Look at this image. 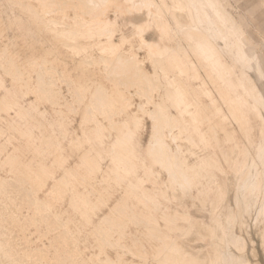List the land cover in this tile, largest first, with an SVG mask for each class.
I'll use <instances>...</instances> for the list:
<instances>
[{
  "label": "rangeland",
  "instance_id": "374dc122",
  "mask_svg": "<svg viewBox=\"0 0 264 264\" xmlns=\"http://www.w3.org/2000/svg\"><path fill=\"white\" fill-rule=\"evenodd\" d=\"M46 1L0 0V264H160L172 242L179 264H264V0ZM153 118L185 180L150 153Z\"/></svg>",
  "mask_w": 264,
  "mask_h": 264
},
{
  "label": "crops",
  "instance_id": "0c3cea01",
  "mask_svg": "<svg viewBox=\"0 0 264 264\" xmlns=\"http://www.w3.org/2000/svg\"><path fill=\"white\" fill-rule=\"evenodd\" d=\"M90 16V15H89ZM91 18H95L94 16H90ZM85 22V20H82V24ZM207 29H208V36H206V37H203L201 40H200V44H207V43H209L210 42V38H214V37H218V38H222V34H225V31H224V29L222 28V27H220V26H218V27H216V28H213V27H207ZM224 40V39H223ZM240 49V51H242V54H245V52L243 51V49L241 48V47H239ZM118 54V53H117ZM116 54V55H117ZM105 55H109V54H105ZM109 56H112V55H109ZM135 70V72H133V74H132V76L133 77H137L138 76V74H139V76H140V73H145L146 74V78L148 79V77H150L149 76V74H147L146 73V71L144 70V68H142V66H140L139 65V67L137 68V69H134ZM121 77V76H120ZM119 77V78H120ZM141 78H143V76H141ZM151 78V77H150ZM146 88V87H145ZM144 88V89H145ZM44 89H46L47 90V92H48V95H49V88L48 87H44ZM100 89H104V86H101L100 88H99V91H100ZM141 93H144L143 92V89H141ZM153 93L154 92H150V95H152V97H148V98H146L145 100H146V105H148L149 104V102H150V99L152 98V100H154L153 99ZM50 96V95H49ZM109 96V95H108ZM109 97H112V96H109ZM156 104H160V103H157V102H155ZM151 106H153L154 107V110H155V108L156 109H158V110H160V109H162V107H159L158 105L157 106H155V104H150ZM160 106H161V104H160ZM156 115V114H155ZM173 117H176V116H171V117H169V118H165V120H164V124L170 119H172ZM139 122H140V120H139V118L136 116V117H134V126H131V125H129V123L128 122H124L123 123V125H122V128H123V132H122V135L121 136H119L118 137V139H117V141H124V140H127V138H130L131 136H133L135 133H136V130L138 129V126H139ZM153 122H154V134H153V136H152V141L150 142V145H149V151H150V153L152 154V156L153 155H156L157 156V159H160V156H161V154H162V147L161 146H159L158 145V142H156L155 141V135H156V133L158 132V130H160V128H159V124H160V121L157 119V120H155L154 121V119H153ZM163 128V127H162ZM161 128V129H162ZM86 161H88L89 163L91 162L90 160H87V159H85ZM171 164V165H170ZM168 166H169V170L172 172V177L174 178V179H176V176H178V180H179V178H182V179H184L185 180V177H186V175H187V170H185L186 172H180V171H178L179 169L177 168V167H175V166H173V161H169V163H168ZM43 170H46V168H44ZM183 175V176H182ZM12 180V181H14V178H3L1 181H0V185H1V183L2 184H4V181L5 180ZM61 181V180H60ZM258 182H254V183H252L251 184V187L254 189V185H256ZM57 186V185H56ZM261 186L262 185H259V189L261 188ZM255 190V189H254ZM263 212L264 211V204H262L261 205V210H260V212ZM111 223V218H110V216L109 215H105L104 217H103V219H102V222L99 224V226H97V230L99 231V232H102L103 230H105V228L108 226V224H110ZM226 243L227 244H229V243H233V244H235V245H238V244H241L243 241H244V237L242 236V235H238V234H235L234 235V237H233V239L232 238H227L226 240ZM175 248H176V250H175ZM179 246L175 243V242H172V243H165V244H163L162 246H160V248H159V252H158V254H157V261L160 263V260H161V257L163 256V255H168V254H170V255H173V254H176V253H178L179 252ZM174 251V252H173ZM221 252H222V254L225 256L226 254V250L225 249H221ZM235 257H237V258H235ZM245 262H246V260H245ZM238 263V256H234V257H232V259H231V261H230V263L229 264H237ZM145 264H147V263H145ZM161 264V263H160Z\"/></svg>",
  "mask_w": 264,
  "mask_h": 264
},
{
  "label": "bare ground",
  "instance_id": "6f19581e",
  "mask_svg": "<svg viewBox=\"0 0 264 264\" xmlns=\"http://www.w3.org/2000/svg\"><path fill=\"white\" fill-rule=\"evenodd\" d=\"M54 1V2H53ZM53 1H51L52 3H51V5L53 4V5H57V6H59V8H70V7H76V6H85V5H87L88 3L87 2H89L90 0H79V2H78V4L74 1V0H53ZM97 1H100V0H94V3L92 4V6H91V9L92 10H95L94 9V7L96 6V3H97ZM101 1H103V0H101ZM100 1V2H101ZM105 1V0H104ZM103 1V2H104ZM107 1V0H106ZM147 1V0H146ZM149 1V0H148ZM62 2V3H61ZM99 2V3H100ZM63 4H65V5H63ZM98 4V3H97ZM146 4V3H145ZM148 4V3H147ZM149 4H151V3H149ZM148 4V6H150ZM48 5V3H47V1L46 0H43V3H42V6H47ZM101 5V4H100ZM103 6H104V4H102ZM102 5H101V7H102ZM155 5V4H154ZM97 6H99V4L97 5ZM96 6V7H97ZM143 6H145L144 4H143ZM147 6V7H148ZM101 7H97V8H100V10H101ZM101 18V17H100ZM108 22V21H107ZM104 25V24H103ZM68 35H71V34H69L68 33ZM73 35V34H72ZM117 49V48H116ZM115 49V50H116ZM118 52L117 51H115L113 54H112V56H109L110 57V60L112 59L111 57H115L116 56V54H117ZM122 55L120 54V57H121ZM120 57H116V58H119V59H117L116 60V58L115 59H113L112 61H120ZM123 57H125V56H123ZM126 58V57H125ZM109 59V58H108ZM107 59V60H108ZM121 59H122V57H121ZM124 59V58H123ZM125 61H126V59H124ZM122 62H123V60H122ZM128 62V61H127ZM124 63V62H123ZM133 66V65H132ZM122 78V77H121ZM228 82H231L230 80L228 81ZM154 86H156V83H152ZM100 91L102 92H100V95H101V100L104 102V104L106 103V104H113L114 103V101H115V98L112 96V97H109L108 95H107V93L105 94V90L104 89H100ZM99 95V96H100ZM103 95V96H102ZM98 96V97H99ZM99 99V98H98ZM102 101H100V99H99V102H102ZM149 103H153V104H155V106H159V107H161L160 106V104H156L155 103V101L154 100H152V98L150 99V102ZM154 118L156 117V115H154L153 116ZM183 117V116H182ZM153 118V119H154ZM187 119V118H186ZM190 119V118H189ZM184 121H185V119H183ZM154 121H155V119H154ZM184 121H183V123H184ZM178 122H179V120H178V117H173L171 120L169 119L165 124H164V127L162 128V130L164 129H166V128H172V127H176V125L178 124ZM186 122V121H185ZM178 127V126H177ZM185 127V129H186V126H184ZM184 127H183V129H184ZM180 129H182L181 127H180ZM182 129V130H183ZM181 130V131H182ZM158 133V132H157ZM159 134V133H158ZM163 131H162V133L161 134H159L160 135V137H158L159 139H158V145L159 146H161L162 147V154H161V156H160V159H157V156L156 155H153V157L156 159V160H158L159 162H162V163H167V165H168V163H169V158H170V156L171 155H175V153H174V150L169 146V145H166L165 143H163ZM180 134V133H179ZM184 162V161H183ZM176 179H178V176H176ZM176 179H175V181H176ZM11 180H5V182H10ZM6 184V183H5ZM259 183H257L256 185H254V189L255 190H259ZM45 208H46V206H45ZM41 209H43V208H41ZM40 208H35L33 211V213H35V214H42V212H40V210H41ZM32 212V211H31ZM47 213H51L52 214V212H47ZM34 214V215H35ZM12 216V215H11ZM10 216V217H11ZM47 216V215H46ZM49 216H50V214H49ZM21 217V216H20ZM20 217H18V216H16V215H13L12 216V220L14 221V223H16V225H17V223H19V222H21V218ZM51 217H53V216H51ZM54 218V217H53ZM54 220H55V218H54ZM69 228V227H68ZM65 231L66 230H68V229H64ZM66 232H69V230L68 231H66ZM67 234H69V233H67ZM71 234V233H70ZM69 236V235H68ZM64 239H65V237H64ZM72 240H71V238H66L65 240H64V244L63 245H66L67 246V244L69 243V242H71ZM134 246V245H133ZM136 246V245H135ZM6 247V248H5ZM137 247V246H136ZM1 248H5V250L4 251H6V254L8 255V254H10L11 252H13V250H14V248L13 247H11L10 245H7V244H5L4 245V243H2V241H1V239H0V249ZM33 251H30V252H33V256H37V254L38 253H40V254H38V255H40L41 257H42V254H41V252L43 253V251H45L46 250V248L45 247H36V248H33L32 249ZM175 250H176V248H175ZM57 251V250H56ZM181 252H182V250H180ZM179 251V252H180ZM28 252V251H27ZM71 252V251H70ZM174 252V251H173ZM176 253V254H173V255H170V254H168V255H163L162 257H161V260H160V263L161 264H169V263H172V264H179V262L181 263V261H183L182 260V256H184V254L183 255H180V253ZM75 253H77V252H75ZM183 253H184V251H183ZM26 254H29V253H26ZM26 254H25V257H26ZM31 254V253H30ZM28 255V256H32V254L31 255ZM46 254V253H45ZM55 255V257H56V255H57V253H55L54 254ZM48 256V255H47ZM79 256V255H78ZM187 256V255H186ZM24 257V258H25ZM34 257V259H37V258H35ZM41 257H40V259H41ZM46 257V255H44L43 254V257H42V259L43 258H45ZM81 257V256H80ZM89 257V256H88ZM93 257V256H92ZM91 257V258H92ZM77 258L78 257H76V255L74 254V253H69V255H68V259H70V261L72 262V264H77L76 263V260H77ZM184 258V257H183ZM39 259V258H38ZM53 259V258H52ZM89 259V258H88ZM94 259V258H93ZM25 260H26V258H25ZM27 260L29 261V259L27 258ZM26 260V261H27ZM33 260V259H32ZM83 260V259H82ZM92 260V259H91ZM27 261V262H28ZM30 261H31V258H30ZM29 261V262H30ZM37 261V260H36ZM187 261V260H186ZM31 262H33V261H31ZM30 262V264H33V263H31ZM79 262V261H78ZM34 263H35V261H34ZM60 263V262H59ZM185 263V262H184ZM61 264V263H60ZM79 264H92V263H90L89 261H86V260H84V261H82V263H79Z\"/></svg>",
  "mask_w": 264,
  "mask_h": 264
}]
</instances>
